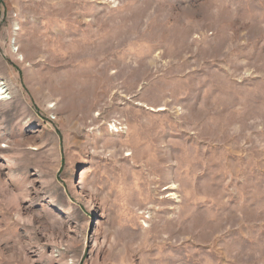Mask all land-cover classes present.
Wrapping results in <instances>:
<instances>
[{"label":"rangeland","instance_id":"374dc122","mask_svg":"<svg viewBox=\"0 0 264 264\" xmlns=\"http://www.w3.org/2000/svg\"><path fill=\"white\" fill-rule=\"evenodd\" d=\"M0 91V264H264V0H0Z\"/></svg>","mask_w":264,"mask_h":264},{"label":"bare ground","instance_id":"6f19581e","mask_svg":"<svg viewBox=\"0 0 264 264\" xmlns=\"http://www.w3.org/2000/svg\"><path fill=\"white\" fill-rule=\"evenodd\" d=\"M2 91H3V90H2ZM0 92H1V91H0ZM5 93H6V91L0 93V100H2V99H4V98L7 97V96H5Z\"/></svg>","mask_w":264,"mask_h":264}]
</instances>
